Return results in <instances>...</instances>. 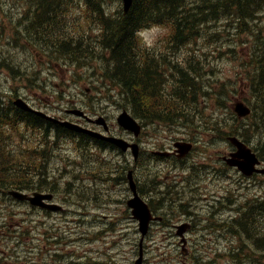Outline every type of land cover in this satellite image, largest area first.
I'll return each mask as SVG.
<instances>
[{"label":"rangeland","instance_id":"374dc122","mask_svg":"<svg viewBox=\"0 0 264 264\" xmlns=\"http://www.w3.org/2000/svg\"><path fill=\"white\" fill-rule=\"evenodd\" d=\"M100 1L111 17L115 18V15H118L120 0ZM66 2L67 31H76L77 40L81 42L76 44L71 51L72 54L66 58L83 64L82 69L73 75V81L67 83V94L74 95L76 91L77 99L82 100V108L86 112L104 116L112 125V135L127 139L128 134L119 129L115 122V118L123 109L128 110L126 103L115 97V91L109 92L105 89V82L101 80L100 73L104 69V64L103 59L98 57V54L102 53L98 49L104 35L98 33L94 36L90 33L93 23L97 26L101 24L93 18L86 0H66ZM35 8V0H0V90L6 96L9 92L29 90V87L16 89L17 84L22 87L27 85V81L25 79L19 81V75H15V70L18 69L19 72L23 62H27L30 68L33 62V56L28 52L31 39L28 36L27 25L35 17ZM85 39H90L92 45L84 44ZM257 41L264 43V14L250 25L233 18L219 16L215 21L205 24L198 37L176 51L171 50L172 30L168 26L152 27L140 35L143 47L151 49L158 56L174 58L182 64L191 62V65L197 68V76L205 85L222 81L224 88L230 87L239 79H246L244 67L249 60L244 59V56L247 57L252 47L256 51ZM40 43L42 44V40ZM106 73L109 74L110 69H107ZM39 74L41 72L38 76ZM33 75L34 73L32 78ZM42 79L43 76L38 80L34 78L32 85L40 83ZM242 98L248 103L252 102L249 88L241 87L235 101ZM232 104L225 106L226 111L221 108L216 110L218 116L226 114L224 119L228 123H233L236 118L231 110ZM194 109V106L189 108L183 106V110H188L190 113H193ZM199 110L205 112L206 106L202 105ZM251 122L249 120L242 126L250 128ZM181 128H191L189 134L194 144V180L203 188L218 190L215 195L221 197L219 201L209 199L206 202L203 199L204 195H197L195 198L197 205L187 208L189 213H194L193 218L186 214L177 215L182 219L192 218L193 231L187 235L190 239L188 255H182L177 245L160 244L168 232L164 230V226L153 224L146 239L145 264H180V260L186 264H202L199 260H194L196 256L206 260L209 258L213 264H226L230 259L224 252L234 246L232 243L237 242L235 245L238 246L253 244L245 237V233L231 231V226L236 227L239 224L233 220H237L235 218L237 213L242 214L240 204L245 199H250L252 195L264 197V181L258 180L253 186L252 182L241 179V175L236 171L218 162L220 156L230 152V145L226 140H221L218 135H206L207 137L201 138L199 132L202 131H198L195 123L190 125L183 123ZM178 130L177 124H160L153 128L144 126L139 142L148 140L157 143L159 137L177 135ZM244 135L248 138L249 144L264 146V129L259 130L255 135L252 132H245ZM16 136L13 140L12 136L6 133L3 138L16 147L14 155L19 158L16 164L20 163V166H16L18 179L29 180L28 176H22L23 172L29 173L31 169V181L33 176L38 175L39 170L44 169V165L38 159L34 162L28 160L39 154L34 151V148H37V135L33 131L26 130ZM197 141H200L199 145ZM42 155L49 161L45 179L48 182L57 179V184L63 187L60 195H63L64 200L62 198L60 200L64 203V212L54 213L47 221L46 217L36 215L35 220L40 225L49 224L52 231H56L53 228L60 229L59 227L62 226L64 232L59 234L63 246L53 247L48 254L42 249V256L37 258L38 264H133L139 239L137 224L130 218L125 204L117 203L118 200H123V195H127V181L121 174L112 177L110 161H122V163L129 161L128 169H133L136 183L144 177L141 164L132 166L131 155L120 154L117 151L81 153L67 141L61 146L45 148ZM93 162L95 165H92ZM176 169L180 175L184 174V168ZM152 171L154 173L153 168ZM155 180L156 177H151L147 183V189L152 196L145 192L144 184L140 186L141 190H144L141 196L147 198L152 206L156 205L154 199L156 190L158 192L160 190L157 189L159 187L155 189ZM36 182L50 188L42 176L37 178ZM53 183L52 187L55 189ZM21 187L29 190V186ZM226 189L228 192H225ZM82 190H85L83 195H73ZM187 202L183 207L189 205ZM14 211L17 214L16 221L24 223L28 218L26 212L29 211L25 205L15 202ZM258 225L264 229V216L259 219ZM28 241L29 232L28 236L18 244L17 249L21 256L27 253ZM1 249L6 250L4 247Z\"/></svg>","mask_w":264,"mask_h":264},{"label":"trees","instance_id":"16d2710c","mask_svg":"<svg viewBox=\"0 0 264 264\" xmlns=\"http://www.w3.org/2000/svg\"><path fill=\"white\" fill-rule=\"evenodd\" d=\"M260 11H264V0H133L127 14L121 13L122 20L116 23L114 34L105 44V49L109 51L110 60L108 64V68H110L109 80L116 84L123 100L135 117L146 122H153L154 120L171 122L168 113H172L174 122L181 120L184 118L181 111L174 105L164 102L162 97L164 89H161V81L158 75L154 72L147 77L144 75L142 46L136 37L137 33L153 25L170 26L173 33L177 32L174 43L177 48H180L184 43L199 36L203 25L215 21L218 16L253 23L254 17ZM122 36L128 38V45L126 46V42L122 41L120 43L122 49H119L118 43ZM131 57L136 58L135 64ZM176 71L179 78H182L183 75L179 81L178 96H181V88L187 90L189 95H193L194 107L198 104L197 99L199 98V101H205L204 105L206 106L215 109L221 107L222 109L223 105L220 102H224L225 98L231 102L241 87L249 88L250 92L257 90L258 80L261 83L260 90L263 91L261 98L264 101V53L258 56L252 52L244 71L247 79H241L226 89L222 83L203 86L197 77L195 68L190 78L187 77V72L182 71L181 68H176ZM151 101L160 109L159 114L154 115L152 111L147 110L146 107ZM193 122L201 125L203 122L204 127L212 135L216 133L221 139L225 135H236L241 140L248 142L244 137L245 130L239 131L240 125L238 124L229 128V133H224L223 128L226 127V122L222 116H206L202 115L200 111L194 110ZM260 123L264 125V115L261 117ZM230 126L228 125V127ZM80 139L83 145L90 149H101L107 146L105 142L90 139L87 136L81 135ZM257 208L258 214L261 215L264 208L261 204ZM249 217L248 226L237 224L236 227L231 226V231L252 233L253 238L256 234L257 239L251 246L237 245L229 248L225 255L232 259L231 264H264V241L252 224L253 212L250 213Z\"/></svg>","mask_w":264,"mask_h":264},{"label":"water","instance_id":"95a60500","mask_svg":"<svg viewBox=\"0 0 264 264\" xmlns=\"http://www.w3.org/2000/svg\"><path fill=\"white\" fill-rule=\"evenodd\" d=\"M124 6V12H127L131 6L132 0H122ZM234 111L237 113L238 117H245L250 113L248 107H246L243 103L237 102L234 105ZM118 124L123 127L125 130L133 132L135 136H138L140 132V126L135 122V120L129 116L126 111H123L119 117L117 118ZM98 123H103L101 120ZM64 126L73 129L77 132L87 133L95 137L96 135L88 132L84 129L78 128L76 126H72L68 123L64 124ZM111 143H114L118 147H120L123 151H125L128 145L121 141L115 139H109ZM231 144L237 149L236 152L230 153L228 157H223V160L230 167H237L239 171H241L245 176H251L254 171V166L257 163L255 155L252 153L251 149L248 148L245 144L238 141L236 138H229ZM133 150L134 157L137 156V147L135 145L131 146ZM131 190L135 196L134 199L128 202V206L133 208V216L135 219L139 220V231L142 234V237L148 231V222L151 219L150 213L147 207L141 202V200L136 196L135 186L130 181ZM178 234H183V229H178ZM142 241V240H141ZM137 264H141V260L137 262Z\"/></svg>","mask_w":264,"mask_h":264},{"label":"flooded vegetation","instance_id":"af4514ba","mask_svg":"<svg viewBox=\"0 0 264 264\" xmlns=\"http://www.w3.org/2000/svg\"><path fill=\"white\" fill-rule=\"evenodd\" d=\"M76 108H80V105L74 103V104H72L70 106L66 105V106H63V107H58L57 109L52 110V115L55 118H57L58 120H68V121L81 122L80 119L75 117V112L74 111H75ZM89 126L93 127L92 125H89ZM169 154H170V157L175 156V153H173L171 151H169ZM260 168H264V161L261 162ZM258 176H260V175H254L252 177V179L257 178ZM262 177H264V176H262ZM189 180H190L189 178L185 180V185H184L185 187L190 184ZM173 206H174V204L171 207H173ZM160 218H161V221L159 222L160 225L164 224L165 223L164 217H160ZM180 224H188L189 225L187 220H181ZM176 226L177 225L175 223H170V228L168 230L171 231L172 228L174 229ZM190 227L191 226L189 225V229L188 230H190ZM165 242L167 244H169V245H178V244H180L178 237L175 235V233H172V232L166 238Z\"/></svg>","mask_w":264,"mask_h":264},{"label":"bare ground","instance_id":"6f19581e","mask_svg":"<svg viewBox=\"0 0 264 264\" xmlns=\"http://www.w3.org/2000/svg\"><path fill=\"white\" fill-rule=\"evenodd\" d=\"M39 1H40V0H37V7L39 6ZM122 41H123V42H124V41L126 42V46L128 45V38L122 36L121 39H120V41H119V43H118V48H119V49H122V48L120 47V43H121ZM125 58H126V57H125ZM131 59H133V63H134V64L137 62V60H136L134 57H131ZM119 64H120V63H119ZM260 69H262V68H260ZM92 234H93V233H92ZM95 234H96V233H95ZM99 235H100V234H99ZM94 237H95V236H94ZM81 238H82V237H81ZM91 238H92V237H91ZM91 238H90V239H91ZM83 239H84V238H83ZM81 240H82V239H81ZM88 240H89V239H88ZM76 262H77V261H76ZM100 262H101V261H100Z\"/></svg>","mask_w":264,"mask_h":264}]
</instances>
